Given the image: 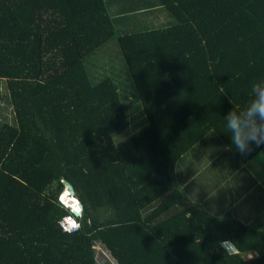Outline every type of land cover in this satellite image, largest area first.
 <instances>
[{
    "label": "trees",
    "instance_id": "trees-1",
    "mask_svg": "<svg viewBox=\"0 0 264 264\" xmlns=\"http://www.w3.org/2000/svg\"><path fill=\"white\" fill-rule=\"evenodd\" d=\"M113 40L130 105L98 64ZM261 78L264 0H0V264H100L97 247L116 264H264V201L258 222L219 214L181 172L193 150L247 171L264 145L241 156L224 116ZM137 104L143 127L117 143ZM64 181L84 206L71 234Z\"/></svg>",
    "mask_w": 264,
    "mask_h": 264
},
{
    "label": "crops",
    "instance_id": "crops-1",
    "mask_svg": "<svg viewBox=\"0 0 264 264\" xmlns=\"http://www.w3.org/2000/svg\"><path fill=\"white\" fill-rule=\"evenodd\" d=\"M161 17L163 16L152 18L156 23H160ZM194 154L195 157L200 159H193L191 156L192 163L188 164L184 161L181 165L183 178L193 170L192 181L196 184L192 195H198L204 188H207L208 191H213L212 195L214 197L210 204H213L211 206L215 207L217 213L225 214L232 211L235 216L237 215L242 220L258 222L261 216L259 214L260 208L258 210L257 207L264 200L261 201V198H258L260 196L255 191L259 190V187L264 191V150L249 164L245 165L246 172H240L242 169H236L233 172L231 167L228 169L219 167L213 169L207 152H194ZM204 169L205 171L201 173ZM229 172L231 174H225ZM251 180H253V183H251ZM189 183H191V180ZM244 185H247V187L245 192H242L241 188ZM253 255L255 256V254H251L249 257H254Z\"/></svg>",
    "mask_w": 264,
    "mask_h": 264
},
{
    "label": "clouds",
    "instance_id": "clouds-1",
    "mask_svg": "<svg viewBox=\"0 0 264 264\" xmlns=\"http://www.w3.org/2000/svg\"><path fill=\"white\" fill-rule=\"evenodd\" d=\"M249 100L240 109H232L225 116L226 129L231 145L241 156L250 154L256 148L264 145V78L251 84ZM63 191L57 197V204L69 214L57 221L65 233L71 234L78 230V222L83 217L84 206L78 196L73 195L64 181Z\"/></svg>",
    "mask_w": 264,
    "mask_h": 264
},
{
    "label": "rangeland",
    "instance_id": "rangeland-1",
    "mask_svg": "<svg viewBox=\"0 0 264 264\" xmlns=\"http://www.w3.org/2000/svg\"><path fill=\"white\" fill-rule=\"evenodd\" d=\"M164 17L161 18V24L165 21H163ZM160 23H155L153 26L157 27V29L160 27L159 26ZM165 26V25H164ZM98 59V64L101 66L100 69L103 70L104 66H108L111 67L112 69H110V72H112V77L114 75V71H115V76L119 77V80L121 81L120 83L122 84L121 87L119 88V96L121 99V103L122 104H128L130 105L131 102L130 100H132L131 98V87L128 83V75H127V71H126V67L124 65L121 53L118 49L117 43L115 40L111 41L105 48V50L101 51L100 53H98L97 56ZM108 72H104L102 73V76H100L99 78H97L99 81L103 78H105ZM115 76L113 77L115 79ZM136 106L138 108H135L132 112L130 111L129 114V121H128V125L127 127H125L120 133L119 135L116 137V141L117 143L122 141L123 139L132 136L133 134H135L137 131H139L143 125H142V120H141V116H140V112L141 109L139 107V105H131V107ZM194 150L191 151L186 157L185 160L188 164L192 163L191 162V156L193 157V159H200L199 157H195L194 156ZM205 171L202 170L201 173H203ZM208 171V170H207ZM97 252L99 253L97 256L98 262L100 264H116L111 257L108 255L107 252L103 251V249H101L100 247H97ZM254 256V255H253Z\"/></svg>",
    "mask_w": 264,
    "mask_h": 264
},
{
    "label": "built area",
    "instance_id": "built-area-1",
    "mask_svg": "<svg viewBox=\"0 0 264 264\" xmlns=\"http://www.w3.org/2000/svg\"><path fill=\"white\" fill-rule=\"evenodd\" d=\"M74 195V194H73ZM79 222V221H78ZM79 230V229H78ZM78 230H74L72 233L77 232ZM224 248L226 251L230 254H236L237 250L236 248L229 242L224 243Z\"/></svg>",
    "mask_w": 264,
    "mask_h": 264
},
{
    "label": "water",
    "instance_id": "water-1",
    "mask_svg": "<svg viewBox=\"0 0 264 264\" xmlns=\"http://www.w3.org/2000/svg\"><path fill=\"white\" fill-rule=\"evenodd\" d=\"M68 186H69L70 190L72 191V193L74 194L73 187L70 184H68Z\"/></svg>",
    "mask_w": 264,
    "mask_h": 264
}]
</instances>
